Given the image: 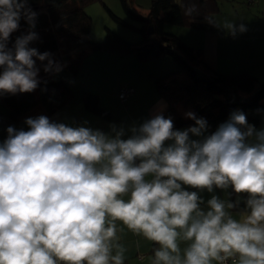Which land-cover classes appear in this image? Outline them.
Instances as JSON below:
<instances>
[{
    "label": "clouds",
    "instance_id": "9594fccd",
    "mask_svg": "<svg viewBox=\"0 0 264 264\" xmlns=\"http://www.w3.org/2000/svg\"><path fill=\"white\" fill-rule=\"evenodd\" d=\"M173 2L186 16L197 12L192 0ZM37 17L29 0H0V95L35 91L37 61L46 74L63 70L30 46L40 39ZM22 19L28 29L11 42ZM223 29L233 37L247 30ZM166 107L107 132L46 115L7 126L0 264H126L125 230L153 246L147 264H264V128L234 110L212 132L193 111L184 116L194 123L176 129Z\"/></svg>",
    "mask_w": 264,
    "mask_h": 264
},
{
    "label": "trees",
    "instance_id": "16d2710c",
    "mask_svg": "<svg viewBox=\"0 0 264 264\" xmlns=\"http://www.w3.org/2000/svg\"><path fill=\"white\" fill-rule=\"evenodd\" d=\"M92 1L94 0H29L31 8L38 13L35 31L40 37L30 46L41 53L50 52L57 62H60L58 53L61 47L65 48L66 53H70L87 44L92 50L130 54L136 61L168 55L175 61L176 68L156 78L155 86L167 101L164 115L172 117L175 128H187L194 123L185 118L181 109L191 110L198 117H204L211 127L225 122L234 110L245 113L249 124H258L257 113L264 110V81L246 71L226 75L210 68L201 59L199 50L164 30L165 24L209 30L211 25L204 17L219 11V0H192L197 6V12L192 16H186L173 0H151L146 16L134 13L129 0H119L123 11L140 24L138 27L133 26L141 36L137 42L126 41L110 29H106L103 40L91 41L92 20L85 5ZM101 2L113 19L123 22L105 2ZM149 25L153 26L152 33H148ZM27 29L28 25L22 19L20 29L12 34L11 42ZM79 63V58L74 59L68 67L76 73ZM37 66L41 69V84L35 91L0 95V102L7 107L8 116L12 119H18L34 107L40 108V115L51 119V115L74 95L65 80L44 73L39 61ZM83 105L87 111L102 118L108 119L111 116L110 111L100 105L98 94L94 91L83 92Z\"/></svg>",
    "mask_w": 264,
    "mask_h": 264
},
{
    "label": "crops",
    "instance_id": "0c3cea01",
    "mask_svg": "<svg viewBox=\"0 0 264 264\" xmlns=\"http://www.w3.org/2000/svg\"><path fill=\"white\" fill-rule=\"evenodd\" d=\"M107 1L111 4V6L107 5L108 7L118 10L119 0ZM150 4L151 0H129L130 8L141 16L148 14ZM85 10L90 12L91 8ZM211 17L217 21L219 27L211 25L209 30H202L185 25L165 24L164 30L177 35L187 45L199 50L201 59L210 68L226 75L246 71L264 81V0H219V11L211 14ZM225 22L244 24L247 30L237 33L233 37L223 29ZM134 32L132 38L128 39L131 42H137L141 38L137 31ZM175 68V61L164 56L145 61H136L135 58L127 60L123 64V69L126 71H114L111 78L110 75L104 74L103 83L106 82L109 86L106 90L103 88L98 90L97 84L89 87L84 86L85 90L88 89L98 94L99 103L110 111V118L105 119L87 111L83 105L82 93L74 103L69 101L58 108L51 115V119L69 125H79L87 121L88 126L99 128L105 132L109 131V125L112 123L118 126L124 125L125 128L133 124L138 125L150 118L160 104L168 106L165 98L156 89L155 79ZM60 77L66 81L64 76ZM123 85L133 87L134 91L126 100L121 101L118 92ZM0 104L2 105L0 113L6 116L0 117V129H6L9 125H14L17 128L26 127L23 123L26 118L40 115V108L34 107L18 119H12L8 116L7 107L2 102ZM181 111L184 115L185 112L191 110L181 109ZM53 115H55L54 118H52ZM257 115L259 122L255 127L257 129L264 128V110L259 111ZM217 126L209 125V132L215 131ZM176 129L182 130L185 127ZM228 191L231 192V189ZM215 194L221 198L226 195L219 189L215 191ZM201 195L205 200L211 196L207 192L201 193ZM230 198L235 200V194H232ZM245 198L241 197L242 200ZM122 239L129 248V259L126 264H147V258L151 256L153 247L151 243L133 236L127 230H125ZM137 244H139V248H137ZM141 257L145 259H141Z\"/></svg>",
    "mask_w": 264,
    "mask_h": 264
},
{
    "label": "rangeland",
    "instance_id": "374dc122",
    "mask_svg": "<svg viewBox=\"0 0 264 264\" xmlns=\"http://www.w3.org/2000/svg\"><path fill=\"white\" fill-rule=\"evenodd\" d=\"M103 1L106 5L111 6V4L107 0ZM86 5L85 9L87 8L90 10L91 8L90 12L86 10L92 20V33L90 32L91 41L103 40L106 34V29H110L118 33L126 41L131 42L128 39L132 38L135 33L134 31H136L133 26L138 27L140 24L138 20L123 11L120 2L118 10L111 9L110 7L109 8L118 17L122 18L123 22H118L117 20L113 19L104 7L103 3L100 2V0H97L96 2H89ZM244 9V11H246V8ZM58 54V58L60 60L59 63L64 65V67L59 74L53 75V77L57 79L61 78L60 76H64V78L68 82V85L74 92V95L70 100L73 103L76 101V99H79L80 94L85 91L86 87L84 88V86L89 87L93 84H97L98 90H100V88H103L105 90L109 88L106 82L103 83L104 74L110 75L111 78V74L114 71H126V69H123V64H125L127 60L134 58L130 54L119 55L116 53H110L105 50H92L88 44L76 48L70 53H66L65 48L61 47ZM108 56H110V58H108ZM164 57H169L170 59H172L168 55H164ZM78 58L80 59L79 67L76 70L77 72L73 73L72 69L68 67V64L74 59ZM1 106L2 105L0 104V107ZM0 117L3 118L6 116L0 113ZM54 117L55 115L52 116V118ZM5 137V129H0V141H2Z\"/></svg>",
    "mask_w": 264,
    "mask_h": 264
},
{
    "label": "built area",
    "instance_id": "2783aa9c",
    "mask_svg": "<svg viewBox=\"0 0 264 264\" xmlns=\"http://www.w3.org/2000/svg\"><path fill=\"white\" fill-rule=\"evenodd\" d=\"M134 91V88L128 85H123L119 88L118 97L121 101H124L127 99V97L132 94Z\"/></svg>",
    "mask_w": 264,
    "mask_h": 264
},
{
    "label": "water",
    "instance_id": "95a60500",
    "mask_svg": "<svg viewBox=\"0 0 264 264\" xmlns=\"http://www.w3.org/2000/svg\"><path fill=\"white\" fill-rule=\"evenodd\" d=\"M153 32V26L152 25H149L148 26V33H152Z\"/></svg>",
    "mask_w": 264,
    "mask_h": 264
}]
</instances>
